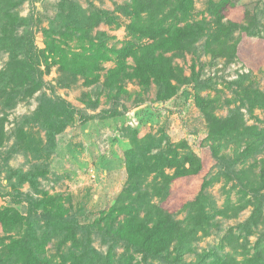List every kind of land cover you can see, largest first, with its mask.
<instances>
[{"label": "rangeland", "instance_id": "rangeland-1", "mask_svg": "<svg viewBox=\"0 0 264 264\" xmlns=\"http://www.w3.org/2000/svg\"><path fill=\"white\" fill-rule=\"evenodd\" d=\"M60 1L9 0L0 5L12 7V14L19 19L13 33L32 38L43 81L32 95L18 94L13 101L10 89L1 92L0 86V208L12 206L30 220L28 228L23 225L12 233L0 231L4 241L0 264H12L13 258H4L9 236L18 239L32 229L42 234L38 216L48 200L52 212L75 223L81 246H91L101 255L111 251L114 258L122 252L124 240L119 228L127 215L117 209L116 198L125 186L124 152L133 144V131L139 140L153 138L161 142L160 147L191 150L203 158L202 174L172 183L173 196L164 205L173 219H184L187 210L179 208L178 200L184 202L197 195L202 175L210 171L204 193L213 217L205 232L180 244L173 241L158 258H147L146 262L141 253H134L132 264H195L211 252H230L238 258L246 251L264 256V187L260 188L259 176L264 146L247 151L244 144L213 139L210 120L195 103L196 96L214 98L211 112L216 118L226 120L235 113L237 127L264 129V100H253L254 96H264V0H226L221 22L230 27L227 34L226 30L219 34L221 41L227 40L225 45L211 40V35L219 32L213 9L219 0H192L185 21L196 26L199 36L187 50L164 54L175 72L186 77L166 99L158 98L156 85L143 88L131 76L132 58L126 60L121 79L112 86L107 83L109 70L116 64L113 51L130 39L125 30L130 17L117 7L131 0H73L87 15L105 10L116 15L117 21L99 22L85 35L79 32L72 38L60 34ZM242 26H249V31ZM48 36L73 51L89 54L106 50L110 59L84 74H61L56 65L46 67L42 61L40 52ZM229 45L236 48L235 53ZM8 56L0 41V71ZM44 96L63 99L74 109L72 120L58 133L33 119ZM212 146L217 150L216 158L209 156ZM152 182L150 175L146 186ZM158 201L152 198V202ZM227 207V214H215ZM253 211L257 221L249 225ZM143 215L140 211L139 216ZM60 238L48 239L41 249L43 257L55 258ZM210 255L206 261L212 259Z\"/></svg>", "mask_w": 264, "mask_h": 264}, {"label": "trees", "instance_id": "trees-1", "mask_svg": "<svg viewBox=\"0 0 264 264\" xmlns=\"http://www.w3.org/2000/svg\"><path fill=\"white\" fill-rule=\"evenodd\" d=\"M7 2L9 0H0V5ZM226 6V0H219L213 8L217 14L219 32L212 34L211 40L220 45L227 44V40L221 41L219 34H223L225 30L227 34L230 27L221 22V14ZM117 8L130 17V21L125 26L130 39L113 51L116 64L109 70L110 80L107 83L110 86L115 85L125 72L126 60L132 58L134 65L131 67V76L143 88L156 85L159 99L173 96L178 84L185 82L186 77L182 76L179 70L178 73L175 72L164 54L187 50L197 40L198 29L194 24L185 21V16L192 9V0H131L128 4ZM11 9L12 7L7 5L0 7L2 13L0 41L9 53L6 67L0 71V86H2L1 92L10 89L9 99L13 101L18 94L32 95L43 81L35 61L32 38L16 36L13 33L19 19L12 14ZM57 19L60 34L72 38L79 32L85 35L99 22L113 24L117 21V16L105 10H93L87 15L73 0H61L58 3ZM241 28L249 31V26ZM48 38L45 48L40 52L42 61L46 67L56 65L61 74L68 73L73 76L84 74L88 68L93 69L99 62L110 59L106 50L82 53L60 45L59 40L54 37L48 36ZM229 47L235 53L236 48L233 45ZM250 93L253 95L255 92ZM256 96H259L258 92ZM261 98L264 100V96H254L253 100L260 102ZM215 102L214 98L195 97L196 106L210 120V135L213 139L224 140L235 146L244 144L247 151L256 149L257 146H264V129H258L254 125L237 127L235 113L234 117L231 116L226 120L216 118L211 112ZM73 113L74 109L63 99L44 96L32 116L47 130L58 133L69 120H72ZM131 136H133V144L124 152L127 174L125 186L116 198L117 209L127 215L119 228L120 236L124 240L122 252L114 258L111 251L101 255L91 246H81L76 237L75 223L61 214L52 212L50 208L52 203L45 199L44 202L48 200L47 206L42 208L38 216L39 221H42V225L38 226L42 234L38 235L36 230L32 229L31 232L25 230L23 236L18 239L9 236L10 242L5 246V260L13 258L12 264H132L134 253H141L143 261L146 262L147 258H158L173 241L180 244L198 233L205 232L206 225L213 217L207 210L210 203L204 193V189L209 184L210 171L202 175L197 195L184 202L178 200L179 208L187 210L184 219H173L171 212L164 205L173 196L172 183L188 181L202 174L203 158L191 150L183 148L178 150L171 146L160 147L161 142L153 138L139 140L134 131L131 132ZM209 156L217 157L215 147H211ZM261 166L260 188L264 187V158L261 160ZM150 175H153V182L149 189L146 181ZM153 197L159 198V201L152 202ZM229 207L216 210L215 214H227ZM140 211L144 213L142 217L139 216ZM256 216L253 211L248 219L249 225L252 222L256 223ZM29 221L12 206L0 208L2 232L12 233L21 229L23 225H27L28 228ZM53 236L61 237L57 245L59 253L55 258H45L41 249ZM67 243L69 244L67 249L62 250ZM2 244L4 241L0 239V245ZM210 254L213 256L212 259L206 261ZM195 264H264V256L261 252L246 251L238 258L230 252L224 254L211 252Z\"/></svg>", "mask_w": 264, "mask_h": 264}]
</instances>
